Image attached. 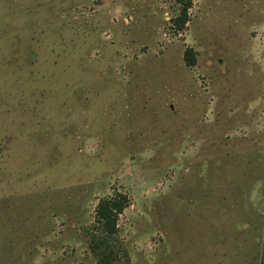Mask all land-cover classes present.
Masks as SVG:
<instances>
[{"label":"rangeland","instance_id":"1","mask_svg":"<svg viewBox=\"0 0 264 264\" xmlns=\"http://www.w3.org/2000/svg\"><path fill=\"white\" fill-rule=\"evenodd\" d=\"M181 6L0 0V264H264V0Z\"/></svg>","mask_w":264,"mask_h":264},{"label":"trees","instance_id":"2","mask_svg":"<svg viewBox=\"0 0 264 264\" xmlns=\"http://www.w3.org/2000/svg\"><path fill=\"white\" fill-rule=\"evenodd\" d=\"M182 6L178 15L172 18V25L176 31H182L189 20L188 7L191 5V0H180ZM184 59L187 65H193L196 62L194 51L188 47L184 51ZM128 203V197L125 193L117 192L109 197L100 198L95 208V219L98 226L107 236L113 235L117 231V219L120 213L123 212ZM105 238L99 237L94 241L96 247L104 244ZM101 249L98 257V264H112L115 258L112 250L107 248V244ZM93 246V248H95Z\"/></svg>","mask_w":264,"mask_h":264}]
</instances>
